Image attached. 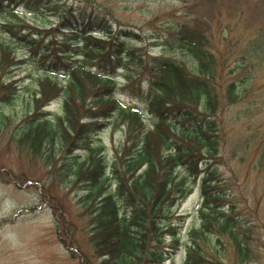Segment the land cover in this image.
<instances>
[{"label": "trees", "instance_id": "trees-1", "mask_svg": "<svg viewBox=\"0 0 264 264\" xmlns=\"http://www.w3.org/2000/svg\"><path fill=\"white\" fill-rule=\"evenodd\" d=\"M25 1L0 0V33L5 36L0 42V101L10 103L15 95V86L3 73L23 64L41 70L33 110L18 130L19 143L47 156L57 148L66 153L88 149L82 161L75 155L74 163H68L69 176L88 186L79 201L88 216V240L98 264H163L168 257L165 235H171L175 247L179 242L173 209L198 179L200 224L189 230L182 264H228L229 244L235 261L245 262L252 253L248 234L210 163L221 152L218 114L240 95L227 63L234 47L232 43L229 50L227 44L231 25L220 21V0L188 4L181 19L159 38L160 53L148 58L136 55L129 45L131 35L138 34L115 31L103 20L100 25L91 18L78 23L72 8L46 34L63 32L61 47L48 55L49 49L37 40L45 31L25 21L19 10ZM217 28L224 50L215 41ZM16 45L24 54H17ZM262 45L264 61V28L249 41L248 50ZM243 51L248 64L247 49ZM58 55L80 58L64 64L55 59ZM130 62L148 75L147 87H140L136 101L128 104L116 91L117 72ZM55 98L61 99V109L53 116L42 108ZM113 118L123 127L124 141L109 165L102 146L91 145L89 136L102 127L96 120ZM258 160L264 170V143Z\"/></svg>", "mask_w": 264, "mask_h": 264}, {"label": "rangeland", "instance_id": "rangeland-1", "mask_svg": "<svg viewBox=\"0 0 264 264\" xmlns=\"http://www.w3.org/2000/svg\"><path fill=\"white\" fill-rule=\"evenodd\" d=\"M219 2L222 26L231 25L232 39L227 44L230 50L233 43L234 50L227 63L233 69L231 77L239 83L240 95L218 114L222 121L221 152L210 163L221 181L219 188L237 207L239 221L246 229L251 246L250 257L238 263L229 244L226 249L228 264H264V170L258 160L264 143L263 45L248 50L249 41L258 38L264 28V0ZM191 3L196 1L26 0L19 10L25 21L45 31L37 40L39 46L49 49L48 55L54 56L56 49L61 47L63 32L46 34L59 25L61 16L72 8L78 23L91 18L100 25L103 20L115 31L122 29L138 34L139 38L131 35L134 38L129 40V45L136 55L148 58L160 53L159 38L175 20L181 19L185 7ZM221 36L217 28L215 41L218 48L224 50L226 44L220 43ZM4 37L0 33V42ZM246 49L248 64L241 52ZM15 50L19 55L24 54L21 46L16 45ZM171 52L177 53L176 50ZM79 58L55 57L64 64H73ZM29 65L23 64L2 74L6 82L11 81L15 86V95L10 103L0 101V264H81L84 260L88 264H98L100 258L94 255L88 240V216L79 201L88 186L69 176L74 156L79 155L78 160L82 161L88 149L66 153L57 148L53 155L47 156L19 143V127L26 114L33 110L38 78L43 75L39 68ZM142 71L140 65L131 62L118 70L116 96L125 103L136 101V91L147 87L148 72ZM42 109L49 115H56L61 109V99L55 98ZM96 121L102 127L90 134L89 142L95 147L102 146L100 152L111 165L116 149L124 141L123 127L114 118ZM200 184L198 179L192 192L173 209L172 220L179 242L175 247L171 235H165L167 250L164 249L168 257L163 264H182L185 259L189 230L200 224Z\"/></svg>", "mask_w": 264, "mask_h": 264}]
</instances>
